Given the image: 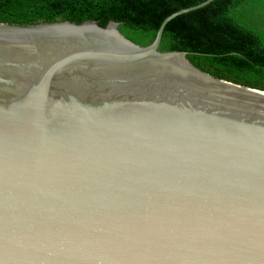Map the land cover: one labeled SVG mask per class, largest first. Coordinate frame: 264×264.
Segmentation results:
<instances>
[{
    "label": "water",
    "instance_id": "95a60500",
    "mask_svg": "<svg viewBox=\"0 0 264 264\" xmlns=\"http://www.w3.org/2000/svg\"><path fill=\"white\" fill-rule=\"evenodd\" d=\"M118 23L0 24V264H264V92Z\"/></svg>",
    "mask_w": 264,
    "mask_h": 264
},
{
    "label": "trees",
    "instance_id": "16d2710c",
    "mask_svg": "<svg viewBox=\"0 0 264 264\" xmlns=\"http://www.w3.org/2000/svg\"><path fill=\"white\" fill-rule=\"evenodd\" d=\"M205 0H0V24L118 23L126 39L152 42L170 14ZM159 51L184 52L216 79L264 92V0H213L178 15L162 31Z\"/></svg>",
    "mask_w": 264,
    "mask_h": 264
}]
</instances>
